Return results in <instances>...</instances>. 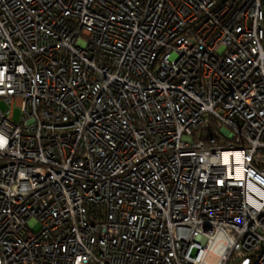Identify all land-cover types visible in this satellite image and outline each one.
I'll return each instance as SVG.
<instances>
[{
	"label": "built area",
	"instance_id": "built-area-1",
	"mask_svg": "<svg viewBox=\"0 0 264 264\" xmlns=\"http://www.w3.org/2000/svg\"><path fill=\"white\" fill-rule=\"evenodd\" d=\"M0 105V264H264V0H0Z\"/></svg>",
	"mask_w": 264,
	"mask_h": 264
},
{
	"label": "rangeland",
	"instance_id": "rangeland-1",
	"mask_svg": "<svg viewBox=\"0 0 264 264\" xmlns=\"http://www.w3.org/2000/svg\"><path fill=\"white\" fill-rule=\"evenodd\" d=\"M0 108L4 109L5 106L0 105ZM18 118H19V112H18V110L15 108V110H14V121H18ZM38 228H39V226H38L37 224H34V225L32 226V230H33V231H37Z\"/></svg>",
	"mask_w": 264,
	"mask_h": 264
}]
</instances>
